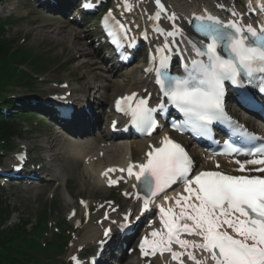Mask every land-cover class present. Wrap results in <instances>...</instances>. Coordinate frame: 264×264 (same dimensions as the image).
Returning <instances> with one entry per match:
<instances>
[{
	"label": "snow or ice",
	"instance_id": "6c2138e0",
	"mask_svg": "<svg viewBox=\"0 0 264 264\" xmlns=\"http://www.w3.org/2000/svg\"><path fill=\"white\" fill-rule=\"evenodd\" d=\"M155 3L158 11L154 18L158 20L161 13L166 12V7L161 0H155ZM125 6H129L127 0ZM232 16L233 19L225 22L211 14L194 15V29L207 42L197 41L200 46L194 44L193 47L197 56L206 57V60H193L191 67L185 66L183 75L169 74L167 55H161L158 67L146 69L155 71L163 95L184 113L185 124L199 135H207L213 121L230 120L223 106L225 81L241 86L252 84L258 78L259 91L264 93V26L257 28L243 23L235 11ZM176 18L175 13L168 16L173 21V30L165 33L167 36L183 35L174 23ZM157 51L166 52L167 44ZM135 96L133 93L118 99L117 108L130 111L133 124L150 135L159 126L152 116L155 109L149 108L145 99L138 100L133 107L130 101ZM159 107L163 109L164 104ZM173 127L178 125L173 123ZM234 133L252 138L239 126L234 128ZM226 152L229 155L259 156V159L236 160L235 163L241 173L260 174L200 171L193 176L194 161L167 135L162 138L160 147H151L145 154L144 162L128 164V176H134L143 189L144 210H149L152 198L177 181L183 182L187 193L178 195L174 206H159L162 229L153 230L151 239L148 236L142 238L139 245L142 255L168 252L179 264H184L181 257L185 255L195 264H206L208 260L212 264H264V144L243 149L228 143ZM247 165L261 167L248 169ZM109 183L116 181L110 180ZM137 198H140L139 192ZM175 208L179 211L176 212ZM128 219L126 214L124 220L127 222ZM120 226L126 227L127 224ZM109 233L110 229H106L104 235L107 237ZM184 234L201 239H185L182 238ZM174 243L184 251L173 250ZM191 249H200L209 255L198 259ZM72 259L76 260V257Z\"/></svg>",
	"mask_w": 264,
	"mask_h": 264
},
{
	"label": "rangeland",
	"instance_id": "374dc122",
	"mask_svg": "<svg viewBox=\"0 0 264 264\" xmlns=\"http://www.w3.org/2000/svg\"><path fill=\"white\" fill-rule=\"evenodd\" d=\"M0 5L2 7H7L6 9L4 8L5 10H2V8L0 9V15L2 16H0V22L4 19L7 23L3 30L5 38L10 41H14L15 47L27 50L30 55L37 56L40 54L43 56L41 62L42 65L33 68L30 64L21 65V68L31 76V79H27L29 85L26 87H11L14 85L16 80L19 79L21 81L24 79L21 75L24 74L26 77L24 72L14 70L15 65L11 64L7 75L1 77L0 80V98L5 97L8 91L10 92V97L23 96L24 98H27L28 96L36 93L47 96L48 94L54 92L68 90H72L73 92L74 90L77 91V94H80L81 92H85L87 94L89 93V98L95 99L102 95L103 88L108 85L110 81L111 85H118L117 87L109 89L110 91L107 93L108 95L111 94L110 100L106 103L109 104L114 95L124 92L126 86H128L131 82V77H134L137 74L132 72V76L128 75L127 78H125L124 74H127L128 72L124 69L120 72L115 71L113 74H110L107 77L108 80L91 79L89 74L93 72L91 71V66L86 63H96L99 58L96 59L93 52L92 54L89 53L91 48L90 46L88 50L85 49L88 47L86 44L88 41H85L84 36L81 34L83 31V29H81V25L78 26L71 24L67 19L66 22L60 15H56L57 17L55 18V14L52 15L50 12L45 13V11L38 7L35 2H32V0H0ZM27 9L35 11L36 15L31 13L29 14V18L26 19V16H24L25 13L22 14V12ZM37 9H41V11L38 12ZM6 13H8L9 16L4 17L6 16ZM32 18L42 19L32 20L30 22L34 23L36 26V34L34 33V27L32 24H28V21ZM83 49H85V53L81 52ZM97 66L102 67L97 69L98 72H104L102 70L106 66L103 63L99 62L96 64V67ZM93 78L100 77L94 76ZM92 85L94 88H91ZM98 107L100 106H93L94 112L99 113V111H97ZM105 108L107 109V106H105ZM32 111L33 109L27 106L17 109L15 116H18L20 113L23 116H19V124L24 127L25 131L22 138H19L13 143V148L11 150H0V160L2 162H7L9 158H13V154L15 152L22 149L16 148V146H25L28 148L31 159L36 163L43 164L44 167H46L47 162L44 157L49 154L51 155L53 151H40L39 146L42 148L47 147V141L56 143L54 138L57 136V133L58 138L61 140V132L56 124L54 122H50L43 113H39V110L36 111V113H33L34 115H29ZM53 126L56 128L55 130L57 133L51 135L50 129ZM104 145H106V143L102 144V146ZM104 152H111L113 154L121 153V160H125L128 157L127 152L122 148H117V151L114 152L107 150H104ZM138 154L139 153L132 157L136 158ZM110 157L111 155H107L105 160L110 159ZM62 166L63 164L60 161L56 162L51 171H46V174L50 177L46 178V181H42L39 184L37 183L32 186H8L0 189V202L2 206L15 210L8 222V225L11 226L9 229L25 226L27 231L32 233L33 229L38 226L42 209L48 205L51 210L47 211L49 214L45 223L50 225L52 231L55 229L57 234L62 232H65L66 235L71 234L68 247L65 253L56 257V264H68V261H70V254H79L81 249L84 247V245L81 244L82 232L86 227L88 220L85 218L86 212L79 211L80 206L77 205L78 198L87 199L89 195L95 193L96 197L92 196L90 198V201L93 203H97L98 200H104V202H107L108 198L116 201H120L121 199L119 191L120 188L105 189L102 185L100 188H96V182L91 179L93 171L84 170L83 165L80 163L71 164L65 173L66 176L64 174L63 177H59L58 181H51L53 173L57 172ZM67 176L71 178L68 180L66 186ZM72 181L73 183L71 185ZM87 191H89V194L86 193ZM124 198L122 199L123 205L121 206V209L129 207L128 203L124 201ZM72 199L76 203L75 206L78 212L76 222L77 224H81L83 222L78 228H74L72 223L73 220L68 218L72 209ZM115 205L117 206V204ZM86 208H88V205ZM109 210L112 211L111 209ZM105 213L106 212L102 213L99 218H101ZM80 216L85 220H79ZM93 217L92 220H94ZM96 230H88L83 241H92L89 239L87 240L86 238H88L92 233L94 234ZM36 235L39 237L42 236V233L37 231ZM90 243H88L89 246H86L89 248L87 254H90L92 251ZM28 255L35 256L34 259L37 258L38 261L46 260V258L52 259L51 254H47L44 251L37 249V247L29 250ZM119 257H121V255H119ZM121 261L124 262L123 264H135L134 258L130 256L126 257V259H124L123 256Z\"/></svg>",
	"mask_w": 264,
	"mask_h": 264
},
{
	"label": "bare ground",
	"instance_id": "6f19581e",
	"mask_svg": "<svg viewBox=\"0 0 264 264\" xmlns=\"http://www.w3.org/2000/svg\"><path fill=\"white\" fill-rule=\"evenodd\" d=\"M169 1L170 2L168 3V6H169V9H170V15L172 13H175L176 17H177L175 22L182 28L183 32L186 35H190L191 31H190V27H189L188 18L191 17L193 11L195 10L194 6H195V2L196 1L194 0L192 3H189V1H187V0H169ZM225 2L228 3V4H234L233 0H225ZM144 3L151 4V3L147 2V0H145L143 2V4ZM53 8H54V6H51L48 9L51 10ZM14 10H15V8H14ZM31 13L36 15L35 11H32L30 9L24 10V12H22V14H24V15H29ZM32 20H42V19L41 18H32V19H30L28 21V24H32V26L34 27L33 28L34 29V33L36 34V31H35L36 26L34 25V23H30ZM42 35H44V34H42ZM81 52L85 53V49H83ZM97 63H99V62H96V63L88 62V63H86L87 65L91 66V71L93 72V73L89 74V77L91 79H93V80L94 79H107V77L111 74V71L98 72L97 69L98 68H102V67H98V66L96 67ZM68 65H69V63H68ZM132 70L134 71L135 68L132 67V68L128 69L127 70L128 73L127 74L125 73L124 77L127 78L128 75L132 76L131 75L132 72H133ZM69 76H70V74H69ZM94 76L95 77L99 76L100 78H93ZM117 85L118 84L111 85V82L109 81V84L106 85L103 88L104 92L102 91V95H101L102 100L100 99L101 103L103 102V100L107 101V100L110 99L111 94L108 95L107 93H109V91H110L109 89H111L112 87H117ZM91 88H94V86L92 85ZM145 88L149 89V90L151 89L149 76L147 74H145V73L140 71V73L136 74L134 77L133 76L131 77V82H130V84L128 86H126V89L124 90V92L125 93H129V92L138 90L141 93ZM81 93L84 94V95L87 94L85 92H81ZM83 97H84L83 95L77 96L76 102L78 103L77 104L78 111L80 112V115L78 116L77 119L80 121V124L84 125V130L82 132H80L79 134L83 135L84 138L80 140V139H76L78 137L74 136L73 138H71L69 140L70 142H67V143L62 142V140H60L58 138L59 142L55 143V145H53V146H58L60 148V150H66L69 154L66 153L68 155L65 156L64 158L69 156V158L71 160H74V161H79V160H83V159L87 160L88 158L94 159L95 157H97L98 160L94 161L95 163L92 162V163H90L89 165H87L85 167L83 166V169L87 170V171H93L91 179H92V181L96 182L95 183L96 188H100V186L102 185L103 188L107 189L105 184H104L105 182L100 179V176H99L100 173L106 171L107 167H113V166H116V164H119V163H122V162L125 163V164H128L131 161H135L134 159H136V160H144L143 155H144V150L147 148L148 140L147 141L146 140H144V141H130L128 139L122 138V139H118V140L107 142V141H99V140H96V139H91L90 138L91 136L88 133L89 132V128L88 127L95 124L96 115L90 117V116H87L83 112L82 108L91 106L90 105L91 102H87L86 103V100ZM101 103H99V104H101ZM244 121L247 122V118L246 117L244 118ZM50 130H51V135H54L55 134V129L51 128ZM77 132H78L77 130H73V134L74 135H76ZM88 136H90V137H88ZM57 137H58V135H57ZM103 143H106V145L102 146ZM47 144L52 145V141H50V143H47ZM108 144H110V145H108ZM55 148H57V147H55ZM117 148H122L124 151L127 152L128 157L127 158L125 157L126 158L125 160H121L122 159L121 153L113 154L111 152H109V153L104 152V150L113 151L114 152V151H117ZM100 151L104 152V155H103L104 157H102V159L99 158ZM200 152H201L200 149H195L194 150V153H195V155L197 157L199 156ZM137 153H139V154L137 155L136 158L132 157V156H134ZM58 155H59V153H58ZM58 155H56L55 157H52L49 160L50 167H53L55 162L59 160V156ZM107 155H111V157H110V159L105 160V157ZM215 162H211V164H209L208 162H205V161L203 162L200 159H198L199 169L210 168V166H212ZM226 162L227 161H224L225 164H226ZM227 163L232 164L230 162H227ZM230 166L231 165H228V167H230ZM118 167H120V166H118ZM60 175L61 174L55 173L53 175V179L55 181H58ZM70 178L71 177H68V179L66 181V186H67V182H68V180ZM93 178H94V180H93ZM73 181L71 182V185H72ZM47 185H49V184H47ZM130 191H131V187L129 186V187L126 188V193H129ZM86 193L89 194V191H87ZM72 195H71V197H72ZM95 195H96L95 193H92L91 195L88 196V198L86 199L88 208H86V206H84L83 207L84 209H90L92 207L91 203L89 204V199L92 196L96 197ZM122 199H121V202H122ZM72 201L74 202L73 199H72ZM124 201L126 203H128V205H129V207L126 208V209H121V206L123 205V202L122 203H117L116 202L115 204H120L119 207H117L115 204L113 206H109L108 204L104 203L103 207L101 209H98V210L94 211L93 212V214H95L94 217H93L94 220L99 218V216H101V214L104 213V212H106V213L101 218H104L105 216H108V219L106 221L103 220L100 223H98V221L94 222V220L91 219V222L88 223V225L86 227L87 230L82 235V241H83L86 233L88 232V230L89 231H93V230H96V229L97 230L94 232V234L92 233L86 239L87 240L88 239L89 240H94L95 242L97 240H100L102 238L101 234H102L103 230L105 229V227L108 226L109 224H111L112 221L116 218L117 215H118V218H120V214L122 212L126 213V214L128 212L130 214L131 219H132V216L137 213L136 212L137 211L136 209L138 208L137 201L133 199V195L130 196V198H127V196H125ZM109 209H111L112 211H110ZM120 219L118 220V222L122 221ZM117 227H118V223H117V225H115V231H118ZM124 240H127V238H125ZM84 242H86V241H84ZM110 244H111V241L107 242L105 244V246H104V250L102 251L103 264H112L111 260L113 258L116 259L118 257L116 252H112L113 248L110 247ZM154 260H155V262L157 264H171L165 257H156Z\"/></svg>",
	"mask_w": 264,
	"mask_h": 264
},
{
	"label": "trees",
	"instance_id": "16d2710c",
	"mask_svg": "<svg viewBox=\"0 0 264 264\" xmlns=\"http://www.w3.org/2000/svg\"><path fill=\"white\" fill-rule=\"evenodd\" d=\"M3 30L4 26L0 23V80L1 77L7 75L11 64L15 65L14 70L21 71L18 69V65L24 63L32 56L26 50H22L20 48L15 49L13 41H9L7 38H5ZM37 60L38 59L35 58L34 60H32V62L35 63ZM21 76L25 78L24 74ZM16 81L20 83L19 79ZM13 135H15V133L12 126L6 123L3 118H0V142L8 141ZM22 237L23 235L17 232L10 231L7 233H3L0 231V264L21 263L13 257V255H15V251L12 249V247L7 246V244L12 242L14 239ZM16 253H21V251L19 250Z\"/></svg>",
	"mask_w": 264,
	"mask_h": 264
}]
</instances>
